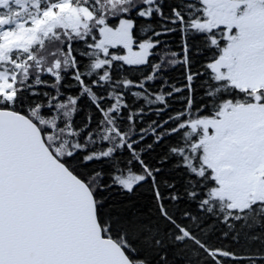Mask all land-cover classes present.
I'll return each mask as SVG.
<instances>
[{
    "label": "snow or ice",
    "instance_id": "6c2138e0",
    "mask_svg": "<svg viewBox=\"0 0 264 264\" xmlns=\"http://www.w3.org/2000/svg\"><path fill=\"white\" fill-rule=\"evenodd\" d=\"M0 264H264V0H0Z\"/></svg>",
    "mask_w": 264,
    "mask_h": 264
}]
</instances>
